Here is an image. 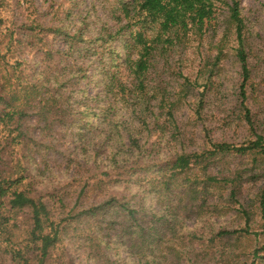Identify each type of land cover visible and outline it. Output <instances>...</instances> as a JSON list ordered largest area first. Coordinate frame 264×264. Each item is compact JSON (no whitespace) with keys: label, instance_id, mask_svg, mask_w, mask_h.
Here are the masks:
<instances>
[{"label":"trees","instance_id":"obj_1","mask_svg":"<svg viewBox=\"0 0 264 264\" xmlns=\"http://www.w3.org/2000/svg\"><path fill=\"white\" fill-rule=\"evenodd\" d=\"M221 8H226L228 22L235 32L234 50L241 69L237 100L249 133L244 141L233 143L214 139L205 127L206 94L213 87L212 76L226 54L222 42L216 47L213 62L208 59V63L212 62L211 68L197 66V76L202 78L204 83L201 84L205 86L198 92L194 106L190 104V109L195 120L204 126V146L197 151H187L186 138L176 116L180 98L158 80L163 75L157 73L158 57L161 54L167 61L166 51H178L184 55L192 41L203 42L215 37L217 14ZM65 17L69 19V15ZM106 18L100 20L98 36L91 41L98 44L92 46L96 59L101 58L103 65L110 64L109 67L105 65L103 72L107 102L99 113L93 110L94 117L100 119L83 122L75 136L86 144L82 147L86 152L88 144L97 150L104 146L108 149L106 169L146 171L141 179L146 189L136 204L120 203L118 196L111 195L78 211L74 219L68 221L69 212H58L66 206L63 195H55L56 189L48 191V199L41 191L35 193L38 180L28 157H37L40 151L33 145L40 140L29 133L25 119L33 96L39 94V112L46 122L45 127L54 125V119L48 120L51 116L70 120L72 108L66 100L61 101L65 95L58 82L66 78L63 76L69 69L68 73L75 69L69 60L74 53L82 51L78 46L88 38L82 29L88 27V21L82 19L77 28L67 22L46 25L41 21L34 0H12V3L11 0H0L1 264L5 261L10 264H64L60 259L65 254L64 241L69 222L76 219L82 224L87 222L82 219L94 218L96 224L99 215L115 206H121L123 212L114 211L109 219H104L107 222L104 228L108 230L121 216L116 237L131 248L135 257L132 264H176L173 257L164 260L162 250L165 236L178 225L182 226L184 236L197 241L192 246L193 257L192 252L184 251L183 258L190 264H207L214 258H217V264L219 261L221 264H236L239 255L236 249L240 247L252 246V255L256 257L258 247L253 243H262L264 249V130H257L255 115L249 105L251 68L240 0H115ZM110 21L114 24L109 25ZM57 36L66 42L61 49H54ZM23 45L30 49L26 52L27 57L15 58L16 50H21ZM31 53H36L38 59H34ZM26 63L35 66L43 63L44 68L38 71L34 67L33 74L37 75L30 77L27 71L31 69L29 65L24 67ZM121 69L127 75L125 79L121 76ZM169 73L175 76V80L183 78L181 86L184 90H194L200 84L197 78L193 82L183 70ZM86 113L89 114L84 111L80 117H72L82 121ZM134 122L137 125L132 127ZM83 129L92 134L86 136ZM153 136L156 141L148 147L149 138ZM95 137H99V142H94ZM152 151H155L154 161H149ZM155 155H159L158 160ZM163 155L165 158H160ZM233 155L250 158L252 169L232 167L228 158ZM133 158L135 161L130 163ZM249 174L253 177H248ZM246 178L261 180L256 198L245 197ZM85 186L80 188L77 200L93 191ZM187 195L200 202L201 211L205 205L212 206L216 212L221 207L234 208L241 224L211 228L210 236L204 235L201 228L184 227L180 201ZM148 198L156 207L150 202L147 205ZM101 233L88 222L81 229L79 239L89 242L97 263L118 264L115 259L103 258L106 252L102 245L109 241L101 237ZM168 251L175 252L174 249ZM176 253V258L181 259V249L178 248ZM256 262L257 259L252 258L249 263L243 261L242 264Z\"/></svg>","mask_w":264,"mask_h":264},{"label":"rangeland","instance_id":"obj_2","mask_svg":"<svg viewBox=\"0 0 264 264\" xmlns=\"http://www.w3.org/2000/svg\"><path fill=\"white\" fill-rule=\"evenodd\" d=\"M112 1L115 0H34V4L41 15V21L46 25H57L67 22L73 28H77L82 19L88 21V27H82L88 38L78 46L82 51L74 53L72 59L69 60V63L75 69L68 73L69 69L63 76V79L66 78L62 82H58V84H61L59 88L64 91L65 95L61 98V101L66 100L68 102L72 108V116L77 115L80 117L84 111L89 114L86 113L82 121H78L72 116H70V120L65 121L59 116H51L48 120L54 119V125L52 128L48 124L45 127L46 122L41 118L42 114L39 112L40 103L38 99L40 95L38 94L33 96L31 104H29L28 116L25 119V126L29 133H31L33 138L40 140L37 145H33L34 149L40 151L37 157L34 159L28 157L32 161L31 167L35 170L36 180H38L35 193H40L41 191L44 198L48 199V191L56 189L57 193L55 195H63L66 206L58 209V212H69L67 215L68 221L74 219L78 211L98 204L111 195L118 196L120 203L136 204L140 202V195H143L144 189H146L144 183H141L146 171L138 170L135 172L134 170H128L125 172L117 168L106 169L107 163L105 161L109 154L108 149L104 146L97 150L94 145L88 144L86 152L82 148L86 144L77 140L78 137L75 136V133L82 128L83 122L89 121L91 123L96 119H100L98 116L94 117L93 110L95 109L99 113L101 107L107 102L103 72L105 65L109 67L110 64L103 65L101 58L96 59V56L93 55L92 46L96 47L98 44L91 40L98 36L97 28L100 26V20L107 19L106 15L111 10ZM240 2L246 22L244 33L251 68V83L248 85L249 105L255 115L257 130H264V0H240ZM65 15H69V19ZM226 15V8H221L217 14V32L215 37H209L203 42L192 41L191 46L185 49L184 55H181L178 51H166L164 56L167 57V61H164L161 54L158 57L157 73H163L161 77H158V80L168 89H171L177 98H180L176 116L181 127V133L186 138L187 151H197L204 146V126L195 120L190 109V104L194 106L198 92L203 90L205 86L201 84L204 83L202 78L197 76V66L208 65V68H211L213 58L217 55L216 47L222 42L224 43V52L226 54L222 57L219 66L216 67V72L211 80L213 87L206 94L205 112L207 122L205 127L209 135L214 139L233 143L244 141L249 133L237 100L241 83V69L236 60L234 50L236 37ZM58 17H61L62 20H59ZM113 24L112 21L109 22V25ZM65 44L66 42L60 36H57L54 40V49H61ZM23 46L25 47L26 45ZM22 48L19 51L16 50L15 58L16 56L27 57L26 52H30V49L28 47ZM31 56H34V59H38L36 53H31ZM208 59H212V62L208 63ZM117 63L116 66L118 65ZM42 64L35 66L26 63L24 67L26 68L29 65L31 70L27 71V74L29 72L31 74L30 77H35L37 74H33L32 69L36 67L40 71L44 68ZM180 70H183L185 75H188L193 82L197 78L198 83H200L199 86H196L194 90H184L181 86L183 78L175 80V76L169 73ZM121 72V76L125 79L127 77L125 71L121 69ZM72 75L74 77L69 79ZM172 96L174 97V95ZM135 125H137L136 122L132 124V127ZM90 132L83 129V133L88 137L92 134H89ZM126 136L128 135L126 134ZM154 141H156V136L149 138L147 146L149 147L150 143ZM94 142H99V137H95ZM126 142L128 143L129 141L127 140ZM154 153L155 151H152L149 161H154L152 159L154 158ZM159 155H155L157 157L156 160H158ZM160 158H165V155L160 156ZM134 161L135 158L131 159L130 163ZM250 162V158L246 159L235 155L228 158V163L235 168L252 169ZM132 167L134 166L130 168ZM154 168L156 169V167ZM248 177L253 176L249 174ZM87 183H89L88 186ZM261 184V180L257 178L254 180L246 178L244 180L245 197L256 198ZM84 185H86L85 188L87 187V189L93 188V191L87 195H82L77 200L78 192ZM149 202L154 203L153 207H156L155 202L153 200L150 201V198L147 199V205ZM180 202L182 206L181 219L183 218L184 220V227L201 228L204 235L210 236L209 230L211 228L218 229L221 226L238 227L241 224L242 220L234 208L227 210L221 207L216 212L212 210V206L208 207L205 205L201 211L200 202L189 195L185 196ZM121 209V206H115L113 210L99 215L96 224L94 223V218L82 219H87V222L82 224L77 222L76 219L69 222L68 232L64 241L65 254L61 256L60 260L64 264L101 263H97L98 260L91 253L92 248L89 246V242L83 238L79 239L81 229L86 227L88 222H91L96 230L103 233L100 236L109 241L106 243L107 246L105 243L102 245L105 247L106 252L103 258L115 259L118 264H132L135 257L132 255L131 248L124 245L122 240L116 237V229L120 227V221H122L119 213L115 224L108 230L104 228L107 225L104 219H109L114 211H121ZM121 212L120 214H122ZM63 215L66 216V214ZM254 227H259V224H254ZM195 239L192 238L191 241L189 236H184L182 226L178 225L173 232L169 231L165 236L162 250L163 259L166 260L169 259L168 257H173L177 261L176 264H190L186 258H183L184 251L192 252L191 256L193 257L194 250L192 246L197 243V241H194ZM253 245L258 247L257 256L253 257L252 246L249 248H237L236 251L239 255L236 256V264H242L243 261H248L249 263L252 258L257 259L256 264H264L263 244L257 245L255 242ZM178 248L183 253L181 259L176 258L178 256L176 253ZM170 249H174L175 252H169L168 250ZM60 251L63 250L60 249ZM216 260L217 258L209 259L207 264H217ZM3 264H10V262L5 261ZM218 264H221V261Z\"/></svg>","mask_w":264,"mask_h":264}]
</instances>
